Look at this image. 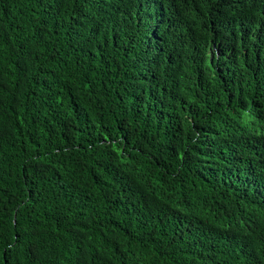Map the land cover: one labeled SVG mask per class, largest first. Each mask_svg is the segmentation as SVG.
Returning <instances> with one entry per match:
<instances>
[{"label": "trees", "instance_id": "1", "mask_svg": "<svg viewBox=\"0 0 264 264\" xmlns=\"http://www.w3.org/2000/svg\"><path fill=\"white\" fill-rule=\"evenodd\" d=\"M0 264H264V0H0Z\"/></svg>", "mask_w": 264, "mask_h": 264}]
</instances>
